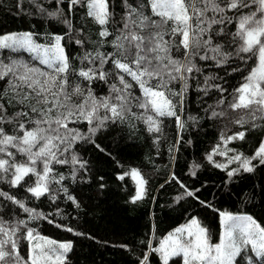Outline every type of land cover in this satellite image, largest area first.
Instances as JSON below:
<instances>
[{
	"label": "snow or ice",
	"instance_id": "1",
	"mask_svg": "<svg viewBox=\"0 0 264 264\" xmlns=\"http://www.w3.org/2000/svg\"><path fill=\"white\" fill-rule=\"evenodd\" d=\"M31 3L37 12L50 18L59 19L63 15L59 7L49 12L38 0ZM60 3L63 0H57ZM76 5L84 7L86 17L99 26L96 40L86 34L84 27L75 29L77 35L72 36L74 26L67 16L61 20L66 26L65 33L48 34L47 43H38L33 32L0 36V51L22 49L38 62L34 65L18 59H9L7 63L0 60V81L7 78V88L0 92V182L11 188L24 187L37 199L49 194L54 200L49 185L59 184L65 177L54 174L53 165H72L75 179L77 166L85 169L87 164L73 151L75 145L80 141L94 143L92 137L108 122H124L131 116L143 121L149 133L162 134V118L175 117L182 130L184 122L177 109L183 110L189 80L195 79L194 74H202L206 67L198 65L197 59L210 60L216 68H225L233 60L247 64L255 57L242 83L230 93L232 100L228 107L233 111L245 110L234 121L241 127L249 121L252 128L264 127L256 123L264 121V0H120L121 13L116 12L110 0H69V12ZM229 25H234L235 30ZM65 36L85 49L78 70L72 67L65 51ZM105 45L112 51H101ZM241 70L239 65L231 69ZM227 75L228 71L224 76L210 73L197 89L205 95L212 88L219 91L221 97L215 107L224 104L226 98L222 94L228 89L210 82L227 83ZM94 82L108 85V94L98 96L92 88ZM133 82L139 95L133 92ZM176 83L181 85L178 91ZM6 104L17 110L9 114ZM215 107L209 105L212 117L225 114L215 111ZM133 108L143 111L133 112ZM85 121L89 126L86 134L69 127ZM5 125L12 127L6 130ZM245 135V131L227 137L222 134V139L227 144L244 140ZM228 151L232 150L219 152L217 146L207 159L214 162V155H227ZM17 155L23 159L18 160ZM254 160L264 164V140L252 156L237 152L230 157L228 163L239 162V167L228 171V176L238 174L241 169L253 172ZM215 166L227 169L226 164ZM195 174L193 171L192 175ZM126 175L137 184L133 202L143 199L147 181L140 171L131 169L119 179ZM29 176L35 177L33 183L25 180ZM63 191L67 195V189ZM186 194L195 195L192 191ZM0 198L28 213V220L47 219L43 213L27 207L23 199L2 189ZM67 198L75 203L74 197ZM220 216L223 233L218 243L213 244L209 230L192 218L170 233L158 248L150 250L160 254L163 264H168L173 256H182L183 264H237V257L250 247L255 257L250 256L248 264H264V228L248 216L228 212H221ZM28 220L7 221L0 216V264H65L72 244L40 236L28 227ZM22 239L28 241L27 259L20 255ZM141 264H148L147 256Z\"/></svg>",
	"mask_w": 264,
	"mask_h": 264
},
{
	"label": "trees",
	"instance_id": "2",
	"mask_svg": "<svg viewBox=\"0 0 264 264\" xmlns=\"http://www.w3.org/2000/svg\"><path fill=\"white\" fill-rule=\"evenodd\" d=\"M38 2L43 3L49 12L59 7L63 15L53 19L41 14L31 0H0V36L33 32L37 34L38 43H47L48 34L65 33L66 26L61 20L67 16L74 26L72 36L77 35L75 29L84 27L92 40L97 39L95 34L99 26L86 17L84 7L76 5L69 12V0H63L59 5L57 0ZM110 2L115 5L116 12L121 13L120 0ZM229 28L235 30L234 25H229ZM85 48L90 50L89 45ZM84 50L69 36H65V51L72 67L77 70L81 67L80 57ZM101 51L110 52L112 48L105 45ZM9 59L38 64L25 50L0 51V60L7 63ZM254 60L255 57L248 60L247 64L233 60L225 68H216L213 61L197 59L198 65L206 67L202 74H194L195 79L189 80L190 87L183 110L177 109L184 122L182 130L175 117L162 118V134L149 133L143 121L131 116L124 122H108L92 137L94 143L80 141L75 145L73 151L87 162L85 169L77 166L75 179L72 178V165H53L54 174H63L65 177L61 183L49 185L50 194L56 197L54 200L49 194L37 199L24 187L11 188L6 182H0V189L15 195L17 199H23L27 207L43 213L47 219L28 220V213L2 198L0 216L7 221L28 220V227L35 229L40 236L57 242H70L72 249L65 264H141L145 256L148 264H163L160 254L152 252L150 248H158L170 233L188 224L192 218L198 219L209 230L213 244L218 243L223 233L221 212L251 217L264 228V164L254 160L256 167L253 172L241 169L232 177L227 174L239 167V162L228 163L230 157L237 152L252 156L260 141L264 140V127L252 128L250 121L241 127L234 121L244 115L245 110L233 111L228 107L232 100L230 93L242 83V77L247 74ZM237 65L242 70L232 72L231 69ZM225 71L230 73L225 76L227 83L223 80L210 82L223 84L228 89L222 94L226 98L224 104L215 107L221 93L212 88L205 95L197 89L203 86L204 76L210 73L224 76ZM6 79L0 81V92L7 88ZM72 79L70 75V82ZM180 86L176 83L175 90L178 91ZM92 88L98 96L108 94L106 84L94 82ZM133 92L139 95L134 82ZM209 105L225 114L212 117L213 109ZM5 106L9 114L17 110L16 107ZM141 111L133 108V112ZM193 117L195 119H191ZM256 123L264 124V121ZM11 127L5 125L6 130ZM69 127L78 128L86 134L89 126L85 121L70 124ZM240 131L246 132L244 140L224 143L222 134L227 137ZM217 146L219 152H225L226 149L232 151H228L227 155L216 154L213 156L214 162H209L207 157ZM17 159L23 158L17 155ZM216 163L226 164L227 169L217 168ZM194 164L199 167L194 168ZM131 169H138L147 181L146 195L135 202L136 182L129 175L123 180L119 179ZM193 171L195 175H192ZM25 180L33 183L35 177L29 176ZM65 188L67 195L63 191ZM186 191H192L195 195L188 196ZM68 195L75 198V203L67 198ZM27 248L28 241L22 239L20 255L25 259ZM250 256L255 257V253L249 247L237 257V264H248ZM168 264H183V260L173 258Z\"/></svg>",
	"mask_w": 264,
	"mask_h": 264
},
{
	"label": "rangeland",
	"instance_id": "3",
	"mask_svg": "<svg viewBox=\"0 0 264 264\" xmlns=\"http://www.w3.org/2000/svg\"><path fill=\"white\" fill-rule=\"evenodd\" d=\"M21 50H22V49H21ZM199 222H200V221H199ZM200 224H201V223H200ZM201 226H202V225H201ZM222 227H223V224H222ZM174 232H175V231H174ZM174 232H172V233H174ZM167 237H168V236H167ZM167 237H166V238H167ZM166 238H165V239H166ZM165 239H164V240H165ZM164 240H163V241H164ZM68 253H69V252H68ZM68 253H67V255H68ZM173 258H181V259L183 260V257H182V256H173V257H171V258L169 259V261H170L171 259H173ZM161 259H162V258H161ZM162 261H163V260H162ZM169 261H168V262H169Z\"/></svg>",
	"mask_w": 264,
	"mask_h": 264
}]
</instances>
